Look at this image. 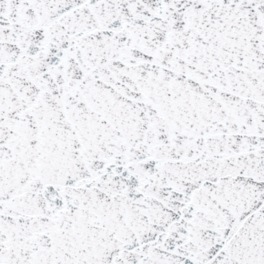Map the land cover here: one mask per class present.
Wrapping results in <instances>:
<instances>
[{"label":"snow or ice","instance_id":"obj_1","mask_svg":"<svg viewBox=\"0 0 264 264\" xmlns=\"http://www.w3.org/2000/svg\"><path fill=\"white\" fill-rule=\"evenodd\" d=\"M0 264H264V0H0Z\"/></svg>","mask_w":264,"mask_h":264}]
</instances>
